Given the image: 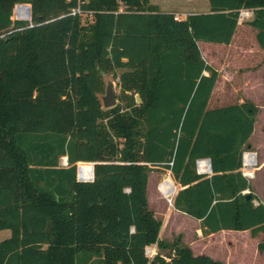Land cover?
<instances>
[{
    "label": "trees",
    "instance_id": "1",
    "mask_svg": "<svg viewBox=\"0 0 264 264\" xmlns=\"http://www.w3.org/2000/svg\"><path fill=\"white\" fill-rule=\"evenodd\" d=\"M207 1L179 20L149 0H0V264H226L159 240L156 171L204 234L249 231L264 251V205L241 173L258 110L207 109L218 72L198 47L228 46L247 9L264 50V0ZM24 4L30 20H13ZM104 74L119 77L110 109ZM205 159L211 174H197ZM78 163H94L92 181Z\"/></svg>",
    "mask_w": 264,
    "mask_h": 264
},
{
    "label": "rangeland",
    "instance_id": "2",
    "mask_svg": "<svg viewBox=\"0 0 264 264\" xmlns=\"http://www.w3.org/2000/svg\"><path fill=\"white\" fill-rule=\"evenodd\" d=\"M149 1L150 4L156 6L160 12L171 13L180 20L191 14L206 12L209 10V4L207 0ZM12 19L26 21L20 19L17 16L16 10H14ZM239 38L240 34H237L235 36V41L237 43H239ZM207 44L209 43L201 42L200 45H198L201 56L208 65L214 69H217L218 75L223 76L222 70L225 68V62L218 61V57L216 56L223 53L237 51L238 48L237 46L230 48L216 47L219 46L216 44ZM103 82V92L99 97L101 98L104 96L107 82H112L115 86L117 101L119 102V77L113 74H104ZM215 96H217V92H215ZM135 102L136 104L141 103L137 102L136 99ZM257 116V134L259 135L260 129H262L263 120L262 114H258L257 112L256 117ZM258 137L259 136L256 135L255 143L262 145L261 138ZM84 166H89V164L84 163ZM258 167L259 164L255 165L253 169V176L254 171H256L255 168L257 169ZM160 173L163 172L156 171L151 173L149 187H147L148 209L152 211L154 218L161 223L158 234L160 241L170 244L178 241L181 245L189 247L195 256L205 255L226 264H264V251L260 252L257 248L258 242L262 239L261 235L253 238L251 237L249 231H222L218 234H204L200 228V224L197 221L193 220L189 216H184L174 211L172 200L175 195V188L170 196L163 195L159 187L162 182L167 180V178L164 179V176H162ZM166 177L169 176L166 175ZM165 184L163 187H170V184ZM251 184L253 194L262 204H264V168L261 171L255 173V178L251 180ZM148 249V257H152L156 252H159V250L154 245L148 247ZM166 253L167 251H165L163 254Z\"/></svg>",
    "mask_w": 264,
    "mask_h": 264
},
{
    "label": "crops",
    "instance_id": "3",
    "mask_svg": "<svg viewBox=\"0 0 264 264\" xmlns=\"http://www.w3.org/2000/svg\"><path fill=\"white\" fill-rule=\"evenodd\" d=\"M208 12L209 10L206 12L195 13V14H202V13H208ZM185 18H182L181 20H184ZM250 19L244 21L241 24L238 23L233 39L228 46L216 44V45H219L216 47L233 48L237 46L238 50L233 51V52L223 53V54L216 56L218 57L217 58L218 61L225 62V68L224 70H222L223 76L218 75V78L214 85L212 94L207 104V109L213 110V109L223 108V107L232 106V105H240L242 103L248 102L257 107L258 114H262V120H263L262 129H260V132L258 135L257 134L258 133L257 132L258 130L257 121H255L254 129L248 140V146L245 151V152L254 153L257 158L256 165L259 164V167L257 169L255 168L256 171H254L253 178L248 179L251 185V189H252L251 180L255 178L256 172H259L264 168V104H263V101H264V50L260 48V46L258 45L256 41V30L251 28L246 23ZM237 34H240L239 43L235 41V36ZM200 43L201 42H199L198 45H200ZM212 44L213 43H209L207 45H212ZM215 70L217 71V69ZM215 92H217V96H215ZM257 118L258 116L256 117V120ZM256 135L259 136L258 138H261V142L263 146L255 143ZM196 172L197 174H199L197 171V167H196ZM160 174L164 176V179L167 178L166 181L172 184V186L175 188V194L177 193L179 189H181L180 185L177 184L173 180L170 172L167 171V172H163ZM210 174H211V170H210V173H208V175ZM166 175H168L169 177H166ZM150 176H149L147 187H149V183L151 179ZM247 193L248 191L244 192V194H247ZM254 205H257L256 201H254ZM174 211L177 212L175 209ZM179 214L187 216L183 213H179ZM197 222L200 224L199 221ZM215 234H218V233H215ZM9 235H10L9 231H6V230L1 231L0 241H4L8 239Z\"/></svg>",
    "mask_w": 264,
    "mask_h": 264
},
{
    "label": "built area",
    "instance_id": "4",
    "mask_svg": "<svg viewBox=\"0 0 264 264\" xmlns=\"http://www.w3.org/2000/svg\"><path fill=\"white\" fill-rule=\"evenodd\" d=\"M21 7H19L18 9H20ZM17 11V9H16ZM252 17V11L251 10H247V9H242L239 11V15H238V23L241 24L244 21L250 19ZM177 19V18H175ZM80 164V165H79ZM82 164V165H81ZM89 164V166H84V163H78L77 164V181L79 182H90L93 180V167H94V163H87ZM60 165L63 167L67 166V159L66 157H62L60 160ZM256 165V156L254 153L251 152H245L243 153L242 156V167H241V173L242 175L246 178V179H252L253 178V169ZM90 168L91 169V174L88 177H82L81 176V170L84 168ZM197 171L199 174H208L210 173L209 170V166L206 160H199L197 161ZM165 183H169L168 181H164L160 184V191L162 192L163 195L165 196H170V194L172 193V191L174 190V187L172 186L171 183L170 187H167L164 189V184ZM171 188V189H170ZM149 249L147 248L145 253L146 255L148 254Z\"/></svg>",
    "mask_w": 264,
    "mask_h": 264
},
{
    "label": "water",
    "instance_id": "5",
    "mask_svg": "<svg viewBox=\"0 0 264 264\" xmlns=\"http://www.w3.org/2000/svg\"><path fill=\"white\" fill-rule=\"evenodd\" d=\"M19 7H24L26 9L28 20H30V6L28 4L27 5L26 4L25 5H17L14 10L18 9ZM122 73H124V70L118 71L119 76ZM135 99L137 102H141V99L138 95L135 96ZM99 100H100V103H101V106L103 109H110V108L115 107L118 104L117 94L115 92V86L112 82H107V85L105 88V94L101 98L99 97ZM206 161L208 163L209 170H211L210 169V161L208 159ZM250 197H251L250 195H247L246 199H250Z\"/></svg>",
    "mask_w": 264,
    "mask_h": 264
},
{
    "label": "bare ground",
    "instance_id": "6",
    "mask_svg": "<svg viewBox=\"0 0 264 264\" xmlns=\"http://www.w3.org/2000/svg\"><path fill=\"white\" fill-rule=\"evenodd\" d=\"M17 16L20 18V19H23V20H28V17H27V13H26V9L24 7H21L20 9H17ZM166 187H164L165 189Z\"/></svg>",
    "mask_w": 264,
    "mask_h": 264
}]
</instances>
